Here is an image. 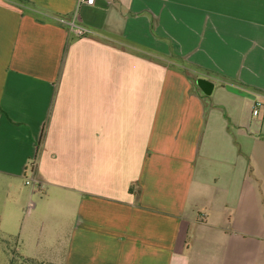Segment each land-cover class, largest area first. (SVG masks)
<instances>
[{
    "label": "crops",
    "instance_id": "crops-1",
    "mask_svg": "<svg viewBox=\"0 0 264 264\" xmlns=\"http://www.w3.org/2000/svg\"><path fill=\"white\" fill-rule=\"evenodd\" d=\"M75 3L0 0V231L14 251L264 264V120L251 115L264 0H94L78 8L83 36L60 20Z\"/></svg>",
    "mask_w": 264,
    "mask_h": 264
},
{
    "label": "built area",
    "instance_id": "built-area-1",
    "mask_svg": "<svg viewBox=\"0 0 264 264\" xmlns=\"http://www.w3.org/2000/svg\"><path fill=\"white\" fill-rule=\"evenodd\" d=\"M93 3H94V0H76L72 15L67 19L60 18V20H62L63 22H66L71 32H73L76 36H83L88 33H91V30L88 27L81 24L77 12L81 4L92 5ZM251 115L264 120V102L256 101L253 104ZM25 183H28V181L26 180Z\"/></svg>",
    "mask_w": 264,
    "mask_h": 264
},
{
    "label": "rangeland",
    "instance_id": "rangeland-1",
    "mask_svg": "<svg viewBox=\"0 0 264 264\" xmlns=\"http://www.w3.org/2000/svg\"><path fill=\"white\" fill-rule=\"evenodd\" d=\"M28 202H29L28 200H25V203H28ZM25 208H26V204H25L24 209ZM14 245H15L14 239L0 231V263L5 262V260L7 259L3 247L6 248L9 251L8 253H10L11 255L15 249ZM12 257H11L12 260L8 261V264H23L22 261L18 262V260L14 256ZM35 264H38V263H35Z\"/></svg>",
    "mask_w": 264,
    "mask_h": 264
},
{
    "label": "trees",
    "instance_id": "trees-1",
    "mask_svg": "<svg viewBox=\"0 0 264 264\" xmlns=\"http://www.w3.org/2000/svg\"><path fill=\"white\" fill-rule=\"evenodd\" d=\"M153 23H154V19L152 18V21H151L152 28H153ZM183 65L186 67V68H183V70L185 71V73L188 74V75H190V72L191 71L187 70V67H189V65H187V63H183ZM224 78L226 80L231 81L228 77H224ZM12 256H14L18 260V262L22 261L23 264H35V263H38V264H50V263H46V262H43V261H38V260H35V259H29V258L22 257L21 255H19L15 251L12 252V254L10 255L9 261L12 260V258H13Z\"/></svg>",
    "mask_w": 264,
    "mask_h": 264
},
{
    "label": "water",
    "instance_id": "water-1",
    "mask_svg": "<svg viewBox=\"0 0 264 264\" xmlns=\"http://www.w3.org/2000/svg\"><path fill=\"white\" fill-rule=\"evenodd\" d=\"M196 83L200 87V89L206 94L210 93V91L212 90V81H209L204 78H197Z\"/></svg>",
    "mask_w": 264,
    "mask_h": 264
}]
</instances>
